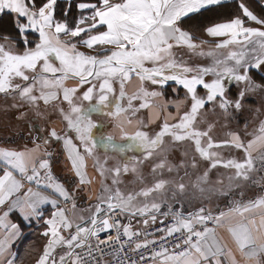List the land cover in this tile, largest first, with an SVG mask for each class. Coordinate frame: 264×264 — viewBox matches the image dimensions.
<instances>
[{"label": "snow or ice", "instance_id": "1", "mask_svg": "<svg viewBox=\"0 0 264 264\" xmlns=\"http://www.w3.org/2000/svg\"><path fill=\"white\" fill-rule=\"evenodd\" d=\"M224 3L0 0L23 44L7 35L0 43V94L11 108L37 117L51 109L65 123L60 132L34 126L31 147L0 146V264H16L20 227L5 223L14 211L43 221L35 264H264V120L216 140L205 119L209 110L240 111L246 93L264 91L250 74H264V16L237 0L227 19L203 28L211 40L196 37L200 18ZM170 83L183 100L164 98ZM231 83L244 85L234 98ZM109 124L119 140L105 131ZM52 143L67 154L71 185L53 174ZM93 184L95 199L79 206L77 193ZM206 193L226 203L213 206ZM44 205L52 208L47 217Z\"/></svg>", "mask_w": 264, "mask_h": 264}, {"label": "rangeland", "instance_id": "2", "mask_svg": "<svg viewBox=\"0 0 264 264\" xmlns=\"http://www.w3.org/2000/svg\"><path fill=\"white\" fill-rule=\"evenodd\" d=\"M94 2H96V0ZM248 4L257 15L264 16V10H262L258 5L254 4L253 2H248ZM8 19L11 18L6 17L5 21L2 19L0 20V43H5L3 37L7 35L13 38L7 43L12 44L15 42L17 48L22 49L23 44L19 42L18 33L16 32L15 28L13 27V25L11 26L6 25L8 23L7 21ZM204 21L205 20L200 22L198 21L199 25L203 24ZM36 35L38 36V34ZM194 35L199 39H209V40L212 39L207 37L206 34L203 32V30H194ZM29 38L34 39L35 36L30 35ZM79 47L83 51H89L83 46H79ZM205 50H207V47ZM180 54H181V50H177V55L179 56ZM183 59L188 61L189 63H192L194 61H199L205 64L211 63L210 60H205L204 58L193 56L191 54H184ZM250 74L253 76V79L256 81V83H264V74L260 72H252ZM205 79L209 80L210 77H205ZM136 86H137L136 81H133V83L129 85L128 90L131 92L132 90H134ZM174 87L175 85L170 83V85L165 89L166 95L164 98L166 100H183L184 91L180 89L179 94L174 95L172 92V88ZM243 87H244L243 84L238 85L235 83H231L229 88V96L234 98L236 95H238L239 90H241ZM11 103H12L11 97H5L3 94H0V141L1 140L12 141L15 139H20L21 137H22L21 140L23 141L31 140L29 133L31 131L32 135L34 136V132H35L34 126L50 129L52 127L50 126V121H52L53 116L59 117V114L52 111L51 109H49L45 113L47 117L44 115L37 117L34 111L29 110L27 108L19 109V110L11 108L10 107ZM242 103L244 106L240 111H235L230 109V114L228 116H225V114H223L219 109H217L214 112L210 110L207 112L205 119L208 122L215 124V128L213 129L212 132L214 139L216 140L224 139L226 138V133L232 131H239L241 132V134H243L245 126H247V131L250 133L253 132L258 127L260 121L262 120V117H264V91L256 90L255 92L246 93ZM210 108L211 106H209V109ZM20 111H24L26 115L22 119H17V117L20 114ZM168 111L172 112L175 115L176 108L174 106L169 107ZM139 115L143 116L146 120L148 117V111L143 110ZM111 129L115 130L110 124L105 128L106 131ZM179 151L180 150H177L176 152L177 156L179 155ZM101 154L103 155V153ZM108 155L114 157V159L117 160L120 158L115 153L109 152ZM129 155H134V153H129ZM224 155L228 156L229 155L228 151L225 150ZM232 155L237 156V158H239V156L242 154L233 151ZM147 172H148V167L146 166L145 173L147 174ZM217 174L218 173L216 171L213 172L212 174L213 181H215V179L217 178ZM219 174L227 175L226 170L224 169H219ZM181 175H183V172H181ZM124 179L125 181L132 180L131 174L124 177ZM185 182L186 183L188 182L187 178ZM225 184H227L226 180H225ZM196 195H197V200L193 201L194 203H197L198 200L201 199L199 197V194ZM205 195L211 196V202L213 206L217 202L221 204L226 203V201L223 198L218 197L216 194L206 193ZM249 195H251V193H249Z\"/></svg>", "mask_w": 264, "mask_h": 264}, {"label": "crops", "instance_id": "3", "mask_svg": "<svg viewBox=\"0 0 264 264\" xmlns=\"http://www.w3.org/2000/svg\"><path fill=\"white\" fill-rule=\"evenodd\" d=\"M262 2L264 4V0H262ZM74 83V81H69L68 86H72ZM44 116H46L45 113ZM262 120H264V117H262ZM50 126L55 127L58 132L65 129V123L62 121L60 116H53L52 121H50ZM106 132L113 133L116 139L119 140V133L117 130L111 129ZM21 138L12 141L1 140L0 146L16 148L23 147L25 144H27L29 147L32 146L31 140L23 141ZM48 150L53 154L52 168L54 176L61 182H65L68 185L73 184L75 177L71 172V165L67 159L66 152H64L62 148V144L52 143L49 145ZM88 164L89 174L94 175L92 162L89 161ZM98 187V184H93L91 187L84 186L82 190L77 193L78 205L81 207L86 206L90 202L88 199L90 196L94 200ZM42 211L44 216L47 217L50 215L52 208L50 205H44L42 206ZM0 214H2V212H0ZM5 223H16L20 227V233L12 242L11 248L12 253L15 255L16 264H35L36 259L43 250V245L46 243V239L41 235V233L44 231L43 221L41 220L37 222L34 218L30 221H25L22 219L18 211H14L9 215ZM3 232L4 227L0 225V235H2Z\"/></svg>", "mask_w": 264, "mask_h": 264}, {"label": "trees", "instance_id": "4", "mask_svg": "<svg viewBox=\"0 0 264 264\" xmlns=\"http://www.w3.org/2000/svg\"><path fill=\"white\" fill-rule=\"evenodd\" d=\"M95 0H74V2H94ZM236 2L237 0H232V1H227L224 3V6L219 8L217 11L212 12V13H206L204 17H201L200 21H203V24L197 23V27L195 30H203L204 27L210 26L212 23L215 22H221L224 19H227L230 14H232L233 12H235L236 10ZM247 2H253L254 4L258 5L262 10H264V5L262 4L261 0H247ZM79 11L74 7L72 9V16L73 17H78L79 15ZM9 17L7 15L1 14L0 15V20H4L5 18ZM8 23L6 24L7 26H11L13 25L11 22V19L7 20ZM185 27H191V23L190 22H186ZM171 95V94H168Z\"/></svg>", "mask_w": 264, "mask_h": 264}, {"label": "flooded vegetation", "instance_id": "5", "mask_svg": "<svg viewBox=\"0 0 264 264\" xmlns=\"http://www.w3.org/2000/svg\"><path fill=\"white\" fill-rule=\"evenodd\" d=\"M34 135H35V132H34Z\"/></svg>", "mask_w": 264, "mask_h": 264}]
</instances>
